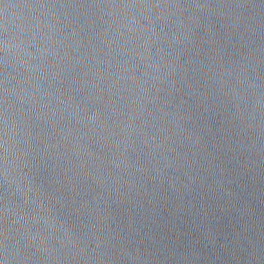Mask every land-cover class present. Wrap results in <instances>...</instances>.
<instances>
[{
	"label": "water",
	"instance_id": "obj_1",
	"mask_svg": "<svg viewBox=\"0 0 264 264\" xmlns=\"http://www.w3.org/2000/svg\"><path fill=\"white\" fill-rule=\"evenodd\" d=\"M0 261L264 264V154L0 4Z\"/></svg>",
	"mask_w": 264,
	"mask_h": 264
},
{
	"label": "clouds",
	"instance_id": "obj_2",
	"mask_svg": "<svg viewBox=\"0 0 264 264\" xmlns=\"http://www.w3.org/2000/svg\"><path fill=\"white\" fill-rule=\"evenodd\" d=\"M0 264H3V262H2V261H0Z\"/></svg>",
	"mask_w": 264,
	"mask_h": 264
}]
</instances>
